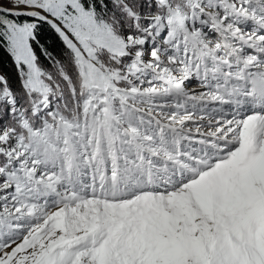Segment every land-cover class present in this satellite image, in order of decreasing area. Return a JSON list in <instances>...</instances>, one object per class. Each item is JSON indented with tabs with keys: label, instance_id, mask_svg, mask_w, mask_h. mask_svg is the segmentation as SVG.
<instances>
[{
	"label": "snow or ice",
	"instance_id": "obj_1",
	"mask_svg": "<svg viewBox=\"0 0 264 264\" xmlns=\"http://www.w3.org/2000/svg\"><path fill=\"white\" fill-rule=\"evenodd\" d=\"M0 264H264V0H0Z\"/></svg>",
	"mask_w": 264,
	"mask_h": 264
},
{
	"label": "trees",
	"instance_id": "obj_2",
	"mask_svg": "<svg viewBox=\"0 0 264 264\" xmlns=\"http://www.w3.org/2000/svg\"><path fill=\"white\" fill-rule=\"evenodd\" d=\"M4 67L7 69V65H4ZM8 70H10V69H8Z\"/></svg>",
	"mask_w": 264,
	"mask_h": 264
}]
</instances>
